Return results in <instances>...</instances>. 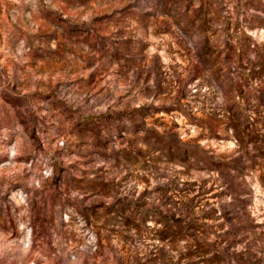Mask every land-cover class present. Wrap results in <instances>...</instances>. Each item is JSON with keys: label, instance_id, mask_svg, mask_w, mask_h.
I'll return each instance as SVG.
<instances>
[{"label": "rangeland", "instance_id": "374dc122", "mask_svg": "<svg viewBox=\"0 0 264 264\" xmlns=\"http://www.w3.org/2000/svg\"><path fill=\"white\" fill-rule=\"evenodd\" d=\"M0 264H264V0H0Z\"/></svg>", "mask_w": 264, "mask_h": 264}, {"label": "trees", "instance_id": "16d2710c", "mask_svg": "<svg viewBox=\"0 0 264 264\" xmlns=\"http://www.w3.org/2000/svg\"><path fill=\"white\" fill-rule=\"evenodd\" d=\"M172 149V147H170Z\"/></svg>", "mask_w": 264, "mask_h": 264}]
</instances>
